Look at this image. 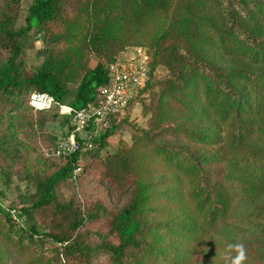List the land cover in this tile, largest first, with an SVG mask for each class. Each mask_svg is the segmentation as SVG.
Segmentation results:
<instances>
[{
	"label": "trees",
	"instance_id": "1",
	"mask_svg": "<svg viewBox=\"0 0 264 264\" xmlns=\"http://www.w3.org/2000/svg\"><path fill=\"white\" fill-rule=\"evenodd\" d=\"M21 1L0 0V50L6 52L0 58V173L6 183L27 161L30 145L17 132L33 141L35 125L26 118L37 110L30 95L47 92L74 110L91 108L110 83L118 53L129 47L149 52L141 96L149 95L140 96L148 127H137L131 144L103 158L100 150L125 114L114 115L92 138L95 148L35 173V190L22 196L26 227H16L0 207V264H97L99 253L111 264H186L180 247H194L236 221L240 198L252 203L247 217L264 221V177L252 169L264 166V0H33L19 24ZM71 1L78 4L72 23L64 17ZM58 24L64 29L53 31ZM33 30L65 48L45 45L39 65L29 69L26 40ZM88 53L98 58L93 66ZM159 66L164 71L156 73ZM155 163L166 173L155 175ZM78 167H101L102 179L129 195L126 204L85 205L77 189L61 194ZM180 197L181 213H159V200ZM38 213L45 215L43 225ZM98 220H106L105 232L86 230ZM259 242L249 253L264 260V233Z\"/></svg>",
	"mask_w": 264,
	"mask_h": 264
},
{
	"label": "rangeland",
	"instance_id": "2",
	"mask_svg": "<svg viewBox=\"0 0 264 264\" xmlns=\"http://www.w3.org/2000/svg\"><path fill=\"white\" fill-rule=\"evenodd\" d=\"M32 1L33 0L21 1L19 24L25 23V17ZM77 9L78 4L76 1H71V4L67 6V12L64 17L72 23L76 19ZM51 28L53 31H62L64 25H53ZM46 36H48V33L36 32L34 30L28 36L26 40L25 58L27 68L34 69L39 65L40 56L43 55L45 45H53L60 49L65 48V44H54L49 41V39L46 41ZM137 48L144 49L148 52V48L144 46L129 47L118 53L116 62H124V60L135 56L137 54ZM5 55L6 52L0 50V58ZM86 60L90 66H93L97 63L98 58L93 53H88ZM163 71L164 67L159 66L156 73H161ZM144 95L147 98L149 93L141 96L140 92L135 104L124 113V119H121L118 131L106 140V146L100 150V154L103 158L116 152L123 142L131 144L132 136L137 127H148V116L144 114L143 105L140 100V96L143 98ZM27 112L28 115L26 119L33 121L35 125V128L29 131V136H32L33 141L27 142V139L17 132L18 139L24 138V143L30 145L27 152L25 168L21 167V165L24 166V164L18 165V171H15L18 173L12 175L10 183H6L4 176L0 173V207L2 211L10 213L11 220L16 227H26L27 224H29L27 216L22 214L21 207L23 205L22 196L29 195L35 190L32 176L39 172L54 171L58 168V165L62 164L60 161L63 157L58 156L56 153V143L58 142H55L56 138L53 139V137H65L73 132L72 125L63 120V114L60 113L59 109L56 107L51 110H44V112ZM93 133H95L93 129L85 127L82 131L75 133V137L86 140L90 139ZM93 148H95V146H91V149ZM239 166L241 167L240 163ZM253 168L258 174L264 177V166H262L260 162L254 164L252 169ZM163 171L166 173L167 170L162 167L161 163L154 164L153 173L155 172V175ZM27 172H30L31 177H27ZM75 173L76 177L72 182L73 185L66 187V184H63L60 188L61 194L68 190L73 191L77 189L78 200L85 205L97 200L104 202L110 208H119L126 204L129 195L124 193L123 189L117 188L109 182L104 181L101 177V167H96V169L87 170L86 172H83V169L78 167ZM180 182L181 180L179 179L178 186H180ZM239 200L234 213L236 221L230 222L227 226L218 229L213 235L195 244L194 247L188 248L185 245L180 247L182 253L188 256L186 264H233L241 248L244 253V258L240 261V264H264V260L258 258L257 253L253 255L249 253V251H255L257 246H261L259 240L264 233V221L247 217V214L253 208L252 203H248V201H244L241 198ZM157 203L160 209L159 213L161 214L170 212L168 211L169 208L173 209V212H171L173 214L176 212L181 213L179 208L184 206L185 198L180 197L169 202L161 199ZM19 214H21V217ZM37 220L39 225H43L45 223V215L43 213H38ZM105 224L106 220L94 221L87 224L86 230L99 229L101 232H105ZM229 240H235L234 244ZM167 241H169V238ZM253 245H255V247H253ZM174 256L175 254L172 253L171 258ZM97 257V264H111L106 255L99 253ZM6 264H10V262Z\"/></svg>",
	"mask_w": 264,
	"mask_h": 264
},
{
	"label": "built area",
	"instance_id": "3",
	"mask_svg": "<svg viewBox=\"0 0 264 264\" xmlns=\"http://www.w3.org/2000/svg\"><path fill=\"white\" fill-rule=\"evenodd\" d=\"M137 54L124 62L117 61L110 66V83L99 90L97 104L91 108L74 110L71 106L58 103L47 92H33L29 104L37 111L51 110L55 107L68 116L73 132L60 137L56 147L58 156H68L76 151L91 148V140L104 131L111 117L123 114L132 107L149 78V53L141 48ZM93 129L90 139H78L75 133L83 128Z\"/></svg>",
	"mask_w": 264,
	"mask_h": 264
},
{
	"label": "clouds",
	"instance_id": "4",
	"mask_svg": "<svg viewBox=\"0 0 264 264\" xmlns=\"http://www.w3.org/2000/svg\"><path fill=\"white\" fill-rule=\"evenodd\" d=\"M240 247V246H237ZM244 258V253L242 248L240 249L239 255L234 259L233 264H240V261Z\"/></svg>",
	"mask_w": 264,
	"mask_h": 264
}]
</instances>
